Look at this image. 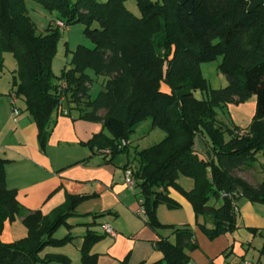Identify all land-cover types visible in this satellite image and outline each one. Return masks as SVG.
<instances>
[{"label":"trees","instance_id":"trees-1","mask_svg":"<svg viewBox=\"0 0 264 264\" xmlns=\"http://www.w3.org/2000/svg\"><path fill=\"white\" fill-rule=\"evenodd\" d=\"M28 1L56 14L46 34L38 33ZM126 1L0 0V75L5 54H13L14 92L35 121L43 151L57 124L53 115L60 114L63 95L84 107L81 119L104 125L109 135L96 134L85 145L96 153L109 150L112 159L127 152L130 135L151 120L152 127H160L167 137L136 154L139 170L134 177L141 187L146 224L154 231L164 228L157 207H180L169 194L175 188L192 205L198 222L203 218L213 223L214 229L206 231L211 239L233 232L238 224L234 202L246 197L264 204V182L253 188L233 175L239 166L254 165L259 155L264 156V0H136L141 17L127 9ZM59 21L65 28L84 25L95 47L79 46L72 53L73 68L56 77L52 63L61 38ZM219 56L228 85L210 92L201 65ZM89 69L103 78V90L94 99L89 94ZM62 82L67 84L63 92ZM252 96L257 102L250 127L229 129L231 138L226 141V126L219 125L215 107L240 106ZM123 141L127 145L121 147ZM6 164L0 158V264H71L62 254H40L73 242L71 235L60 240L55 233L63 225L70 227L68 220L77 206L91 196H68L49 216L29 212L7 186ZM180 177L190 179L193 188L183 190ZM213 198L221 200L220 206L209 205ZM18 218L23 219L26 238L4 243L5 223ZM171 229L175 241L160 237L156 247L167 264H189L185 250L197 248L194 231ZM103 238L88 231L81 250L83 264H98L91 251Z\"/></svg>","mask_w":264,"mask_h":264},{"label":"crops","instance_id":"crops-1","mask_svg":"<svg viewBox=\"0 0 264 264\" xmlns=\"http://www.w3.org/2000/svg\"><path fill=\"white\" fill-rule=\"evenodd\" d=\"M12 93V84L0 85V158L7 161V186L16 191L18 203L29 212L40 211L49 216L65 204L68 196H91L75 209V216L68 223L85 230L82 226L96 224L97 227L91 228L95 232L100 230L98 226H110L116 232V238L104 232L103 241L93 247L91 254L98 256V264H138V260L159 259L155 248L159 237L135 218L142 202L140 196L134 195L135 199L126 197V202L121 199L128 193L125 170L120 172L108 150L96 153L85 145L94 135L104 132L102 124L59 117L48 146L42 151L37 126L29 112L24 110V104L19 107L20 115L17 118L13 115ZM104 114V111L100 112L101 116ZM240 175L245 179L250 177L255 187L260 185L255 179L254 167L252 175ZM246 214L240 213L244 217ZM26 236L23 219L18 218L5 223L1 240L11 244ZM82 236L78 235L72 242L80 255L84 244ZM260 236L264 240V233ZM170 241L174 242L175 238L171 237ZM263 247L264 243L258 258L250 261L264 264ZM247 254L248 251H241L239 259L232 264L249 260ZM126 257L128 260L123 263ZM206 264L212 263L207 261Z\"/></svg>","mask_w":264,"mask_h":264},{"label":"rangeland","instance_id":"rangeland-1","mask_svg":"<svg viewBox=\"0 0 264 264\" xmlns=\"http://www.w3.org/2000/svg\"><path fill=\"white\" fill-rule=\"evenodd\" d=\"M126 7L131 13H133L137 17L142 16L136 0H127ZM27 9L29 16L31 17L33 23L37 28L38 33L46 34L51 29V26H53L54 22L57 20V16L55 13H51L46 8L33 1L27 2ZM60 34L61 38L57 45V53L52 63V70L56 77L61 76L63 69L66 68L67 70H69L73 68L71 65L73 57L72 53L76 51L79 46H85L91 49L95 47L92 41L87 37L85 33V26L82 24H74L64 29H61ZM4 59L5 67L4 72L0 75V85L4 84V86H11L12 84L13 86L14 74L17 69L16 60L14 55L10 53L5 54ZM222 62L223 57L219 56L215 61L204 63L201 65L202 75L207 80L210 92L212 90H220L228 85L227 77L221 68ZM87 74L92 80L89 94L91 98L94 99L103 90V78L98 76L95 71L91 69L87 70ZM164 88L168 89L167 86H164ZM196 96L198 98H202L203 94L201 92H197ZM256 102V97L252 96L243 105L240 106L228 104L215 107V113L217 116V120L219 121V125H226L224 134L226 141H229L231 138V133L229 129H238L244 131L250 127L253 117L255 115ZM23 104V101L19 100L18 107H23ZM62 108L63 114L60 113L58 116L57 113H55L53 115V119L57 120V118L62 117L73 118V120L75 121L83 120L81 119L83 114L80 108L84 107H79L75 103H71L68 100H65L63 102ZM102 126L104 128L103 124ZM104 133L106 135H109L108 131L105 128ZM166 137V133L160 127H152L151 120H146L140 125H138L135 132L132 133L129 137L127 152L119 153L114 157V162L120 169V172H124L125 170L126 173V171L129 170L133 172V174H136L139 170V164L136 161L137 152L148 149L154 145L163 142ZM87 148L89 149V151H92L90 147L87 146ZM107 152H109V150ZM252 165L253 164L249 162L246 165L239 166L234 171L233 175L237 178L244 180L251 187L257 188L252 184L250 177H247L248 179H245V176H242L240 174L246 173L248 174V176H250L252 175L254 167L256 171L255 179L259 184H262L264 182V156L259 155L254 165ZM134 180L135 187L133 189H130L127 186L125 179V185L127 188L126 191L128 193L126 195L121 196V199L125 202L126 197H132L135 199L134 195H139L140 200H143L141 197V187L139 186L135 177ZM178 184L185 191H189L193 187V182L185 177H180ZM169 194L173 199L179 202L180 207L177 209H170L166 204H160L157 207V219L159 223L164 226V228L154 231L146 224L145 219L136 216L135 218L141 223H143L144 226L153 231L159 238L173 237V231L171 227H190L194 231L197 248L194 250H185L186 254L190 259L189 264H206L207 261L212 264H232L239 259V255L243 250L244 252L248 251L247 259L255 261L258 258L259 251L264 243L263 238H261L260 236V234L264 233V204L255 203L246 197H241L237 201L239 208L237 228L233 232L224 233L215 237L214 239H211L207 235L206 231H211L214 229L213 223L210 220H205L203 218H199L198 222L192 205L189 203V201L185 198V196L180 190L170 188ZM220 204L221 200L219 201L215 198L211 199L209 202L210 206H220ZM246 212L249 213L246 214ZM240 213L246 214L245 217L241 216ZM93 216H91V219H93ZM95 219H100V217ZM120 222H123V219H120ZM99 223H103V221H100ZM198 224H201L206 230H204ZM69 225L70 227H67L65 225L61 226L55 233V238L61 240L71 235L74 239H77L78 235L82 236L84 234L82 236V240L84 243V237L87 235L88 231L95 232L91 230V228L96 226V224H86L82 226L86 228V230L84 228L83 230L82 228H78V226H76L75 224ZM98 227L100 228V230L95 233L104 237L103 227ZM255 233H257L258 236H256ZM103 239L100 240L98 243L103 241ZM18 241L20 240H17L15 242ZM155 248L158 254L160 255L159 259L152 260L150 262L138 260L137 263L153 264L156 262H161V264H167V262L163 260V253L157 247ZM50 253H58L67 256L70 259L71 264H83L80 252L72 246V243L66 245L65 248L62 249L47 248L40 254V257L45 258L46 255ZM127 260L128 258L123 263H126Z\"/></svg>","mask_w":264,"mask_h":264},{"label":"built area","instance_id":"built-area-1","mask_svg":"<svg viewBox=\"0 0 264 264\" xmlns=\"http://www.w3.org/2000/svg\"><path fill=\"white\" fill-rule=\"evenodd\" d=\"M56 25L60 29H64L65 28V25L61 21L57 22ZM66 88H67L66 82H62L61 91L63 92V90H65ZM10 99H11V105H12V109H13V115L15 116V118H17L20 115V110H19V107H18V98H17V95H16L15 92L10 95ZM61 100H62V102L65 101V96L64 95L62 96ZM59 112L61 114H63L62 113L63 112V108H61ZM66 114H67V112H66ZM241 134H243V132ZM126 145H127V143L125 141H123L122 144H121V147H124ZM108 154L110 155V151L108 152ZM125 175H126L125 179H126L127 186L130 189H133L135 187V180H134L133 172L128 170V171H126ZM224 197H230V196L225 194ZM233 207H234L235 213L239 214V208H238L237 202H234ZM136 213H137V216L139 218H142V219H145V220L148 219L146 210H145L142 202H141V205H140V207H139V209L137 210ZM103 228H104V232L108 236H110L111 238H116L117 237L116 232L110 226H104ZM236 264H259V263H254V262H252L250 260L243 259V260L238 261Z\"/></svg>","mask_w":264,"mask_h":264}]
</instances>
